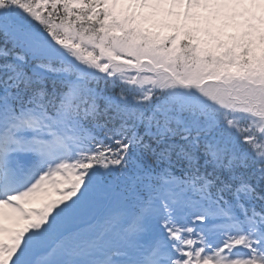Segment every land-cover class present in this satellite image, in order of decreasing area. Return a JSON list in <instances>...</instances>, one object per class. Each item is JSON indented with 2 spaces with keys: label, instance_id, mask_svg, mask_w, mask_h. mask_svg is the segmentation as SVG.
Segmentation results:
<instances>
[{
  "label": "snow or ice",
  "instance_id": "snow-or-ice-1",
  "mask_svg": "<svg viewBox=\"0 0 264 264\" xmlns=\"http://www.w3.org/2000/svg\"><path fill=\"white\" fill-rule=\"evenodd\" d=\"M0 264H264V0H0Z\"/></svg>",
  "mask_w": 264,
  "mask_h": 264
}]
</instances>
